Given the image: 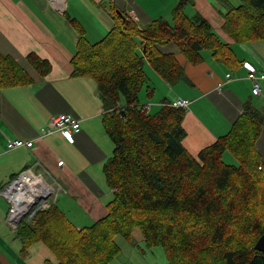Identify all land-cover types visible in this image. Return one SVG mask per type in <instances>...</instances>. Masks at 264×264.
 Instances as JSON below:
<instances>
[{"label":"trees","instance_id":"obj_1","mask_svg":"<svg viewBox=\"0 0 264 264\" xmlns=\"http://www.w3.org/2000/svg\"><path fill=\"white\" fill-rule=\"evenodd\" d=\"M218 1L226 5L223 28L234 40L264 39V0ZM189 3L179 0L172 19L159 17L146 27L111 6L116 25L96 43L79 30L72 76L97 84L103 124L115 145L104 165L114 194L107 214L88 226L77 227L55 204L20 225L25 249L43 242L55 254L57 261L45 264H110L121 252L118 237L131 240L135 230L146 248L164 249L168 264H264V251L256 248L264 233L260 112L246 103L229 132L195 156L183 144L185 109L171 102L145 109L149 103L141 102L145 86L150 97L155 91L146 61L170 84L187 79L175 52L163 51L169 43L193 64L210 50L232 69L243 65L208 19L185 12ZM28 60L42 76L51 72L48 60L32 53ZM31 82L0 51V89ZM227 152L237 164L225 162Z\"/></svg>","mask_w":264,"mask_h":264},{"label":"crops","instance_id":"obj_2","mask_svg":"<svg viewBox=\"0 0 264 264\" xmlns=\"http://www.w3.org/2000/svg\"><path fill=\"white\" fill-rule=\"evenodd\" d=\"M192 1L185 12L189 16L199 12L208 19L243 65L232 69L210 50L203 52V61L193 64L177 45L169 43L163 51L175 52L187 79L170 84L147 61L149 67L145 71L155 91L151 99L143 95L141 98L152 104L150 109L154 107L152 102L158 108L177 98L190 101L183 121V144L197 156L229 132L246 103H251L264 118V81L261 93L253 94L249 70L244 65L249 62L258 71L264 70V39L237 42L223 28L225 4L218 0ZM60 2L63 8L52 0H0V51L13 57L32 78L29 84L0 89V188L30 166L37 173L42 172L43 165L63 186L55 197V205L73 224L84 227L104 217L113 199L104 165L115 145L103 124L104 109L96 82L89 76H72L71 60L77 52L79 30L88 42L96 43L116 25L111 6L146 27L159 17L172 19L179 0ZM31 53L51 63L48 75L42 76L29 62ZM62 113L80 120L81 131L73 141L57 130L44 133L52 117ZM9 138L33 140L34 145L9 149ZM257 149L264 162V124ZM60 160L64 161L62 165L58 164ZM37 161L40 165L34 166ZM9 208L10 201L0 194V264L56 262L55 254L43 242L23 247L18 230L7 221ZM118 242L121 252L110 264H168L163 248H146L140 230H135L128 240L130 249Z\"/></svg>","mask_w":264,"mask_h":264},{"label":"built area","instance_id":"obj_3","mask_svg":"<svg viewBox=\"0 0 264 264\" xmlns=\"http://www.w3.org/2000/svg\"><path fill=\"white\" fill-rule=\"evenodd\" d=\"M53 4L63 8L64 4L60 0H52ZM249 70L248 77L252 81V92L258 95L262 91V82L264 81V70L258 71L257 68L249 62L244 63ZM230 75V74H228ZM190 101L183 98H177L171 102V105L177 108L186 109ZM151 104H146L145 109H150ZM60 131L70 140H74V135L81 131L80 120L70 113L54 115L50 120L44 133ZM33 140L23 138H9L7 146L9 149L20 147H32ZM63 160L58 162L63 164ZM40 165L35 162L34 166ZM42 172L37 173L33 166H30L17 174L10 182L0 188V194L6 196L10 201V208L7 215L8 223L16 230L24 221H32L40 210H48L55 204V197L62 189V184L58 179L43 165Z\"/></svg>","mask_w":264,"mask_h":264},{"label":"rangeland","instance_id":"obj_4","mask_svg":"<svg viewBox=\"0 0 264 264\" xmlns=\"http://www.w3.org/2000/svg\"><path fill=\"white\" fill-rule=\"evenodd\" d=\"M229 2H232L233 4H235V5H237V4H239L240 3V1L241 0H228ZM220 3V2H219ZM221 4V3H220ZM137 40H139V39H137ZM146 68L147 67H149V65H148V63H147V61H146ZM147 70V69H146ZM147 86H145L144 87V89H142L141 91H140V94L141 95H143L144 97H145V99H151L152 97H150L149 96V94H148V91H147ZM141 95H140V97H141ZM141 101H142V103H149V102H143V99L141 98ZM153 104H154V107H153V110H155L157 107H156V104L154 103V102H152ZM231 158H233V157H231ZM224 160H225V162H227V163H235V164H237L238 163V161L237 160H235V161H232V159H230V155H229V153L227 152L226 154H225V156H224ZM118 241H120L121 243H123V244H125V245H127V247L130 249V243L128 242V240L127 239H125V238H123V237H118ZM134 243H136V241L134 242ZM160 248H162L161 246H160ZM128 249V250H129ZM123 252H124V248H123ZM166 257V256H165Z\"/></svg>","mask_w":264,"mask_h":264},{"label":"water","instance_id":"obj_5","mask_svg":"<svg viewBox=\"0 0 264 264\" xmlns=\"http://www.w3.org/2000/svg\"><path fill=\"white\" fill-rule=\"evenodd\" d=\"M257 250L264 251V233L260 236L256 243Z\"/></svg>","mask_w":264,"mask_h":264},{"label":"bare ground","instance_id":"obj_6","mask_svg":"<svg viewBox=\"0 0 264 264\" xmlns=\"http://www.w3.org/2000/svg\"><path fill=\"white\" fill-rule=\"evenodd\" d=\"M261 216H263V215H261ZM264 217V216H263ZM257 218H259V217H257Z\"/></svg>","mask_w":264,"mask_h":264}]
</instances>
